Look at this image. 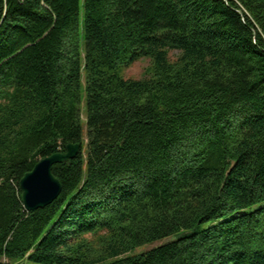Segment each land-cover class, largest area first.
I'll return each instance as SVG.
<instances>
[{
  "label": "trees",
  "instance_id": "16d2710c",
  "mask_svg": "<svg viewBox=\"0 0 264 264\" xmlns=\"http://www.w3.org/2000/svg\"><path fill=\"white\" fill-rule=\"evenodd\" d=\"M77 143L27 212L21 179ZM24 262L264 264V0H0V264Z\"/></svg>",
  "mask_w": 264,
  "mask_h": 264
},
{
  "label": "water",
  "instance_id": "95a60500",
  "mask_svg": "<svg viewBox=\"0 0 264 264\" xmlns=\"http://www.w3.org/2000/svg\"><path fill=\"white\" fill-rule=\"evenodd\" d=\"M81 150V144H69L65 153H57L40 160L34 169L21 179L22 200L27 212L44 209L60 197L62 185L54 176L52 168L56 164L76 159Z\"/></svg>",
  "mask_w": 264,
  "mask_h": 264
},
{
  "label": "rangeland",
  "instance_id": "374dc122",
  "mask_svg": "<svg viewBox=\"0 0 264 264\" xmlns=\"http://www.w3.org/2000/svg\"><path fill=\"white\" fill-rule=\"evenodd\" d=\"M81 19H83V0H81ZM170 55H171V58L173 60L176 58L175 52H171ZM149 65H150L149 60H142V61L136 63L135 65H133L131 68L127 69L125 71L124 75L126 78L140 79L145 75L146 70L149 67ZM175 239L176 238L174 236L165 238L161 241H157V242H154L152 244H148V245H145L143 247H140L135 252H133L132 254H140L142 252H146V251L151 250L153 248L168 244ZM23 264H31V263L24 262Z\"/></svg>",
  "mask_w": 264,
  "mask_h": 264
}]
</instances>
